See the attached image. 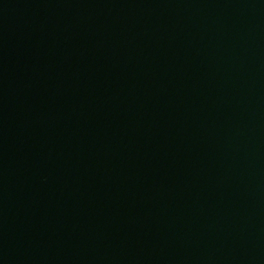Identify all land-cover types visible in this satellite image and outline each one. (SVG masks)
<instances>
[{
	"label": "water",
	"instance_id": "95a60500",
	"mask_svg": "<svg viewBox=\"0 0 264 264\" xmlns=\"http://www.w3.org/2000/svg\"><path fill=\"white\" fill-rule=\"evenodd\" d=\"M0 264H264V0H0Z\"/></svg>",
	"mask_w": 264,
	"mask_h": 264
}]
</instances>
